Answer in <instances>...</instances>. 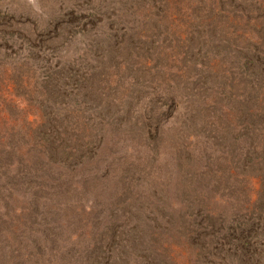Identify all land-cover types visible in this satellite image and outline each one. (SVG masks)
<instances>
[{
  "label": "rangeland",
  "instance_id": "rangeland-1",
  "mask_svg": "<svg viewBox=\"0 0 264 264\" xmlns=\"http://www.w3.org/2000/svg\"><path fill=\"white\" fill-rule=\"evenodd\" d=\"M0 264H264V0H0Z\"/></svg>",
  "mask_w": 264,
  "mask_h": 264
}]
</instances>
